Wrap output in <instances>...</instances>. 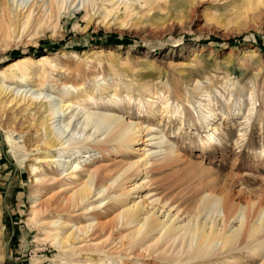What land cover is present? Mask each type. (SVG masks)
Returning a JSON list of instances; mask_svg holds the SVG:
<instances>
[{
    "label": "rangeland",
    "instance_id": "obj_1",
    "mask_svg": "<svg viewBox=\"0 0 264 264\" xmlns=\"http://www.w3.org/2000/svg\"><path fill=\"white\" fill-rule=\"evenodd\" d=\"M81 1L75 0L68 11L61 10L51 19L41 18L46 22L42 26L32 20L25 29L0 40V68L20 56L51 54L57 66L53 76L59 82L53 87L47 84L43 93L49 94L53 102L66 90L60 82L78 89L95 88L91 96L97 98V107L122 114L147 128L138 134L140 139L132 144L133 148L122 154L112 148L113 144L98 143L108 151L101 153L95 147L97 143L90 145L95 155L93 164L100 168V176H105L102 182L106 186L128 162L137 160L136 148H152L156 153L149 157L148 164L135 165L119 176L97 200L94 196L72 207L67 199L76 185L62 190L69 181L66 171L55 164H38L35 171L31 170L34 157L61 153L58 147L45 151L40 141L44 130L37 127L38 114L35 119L30 114L35 107H30L29 114L24 113L21 107L5 103L6 97L1 94L0 129L9 130L22 145L23 166L17 167L9 159L4 146L8 160L0 152V264H53L60 259L86 261L83 264H186L166 258L167 254L158 256L162 243L149 251L127 248V240L123 238V244L118 238L130 232L131 225L108 230L99 225L118 221L121 208L115 206L114 196L123 191L122 184L128 201L143 204L144 211H155L160 220L169 211V220L178 217L176 224L186 221L195 212L200 197L211 190L228 195L234 204L254 202L264 206V0H133L134 4L124 0L126 3L114 5L116 9L112 4L107 6L115 10L107 24L98 22L100 4L89 7L88 15H93L89 24L84 11L73 12ZM96 49L109 50L110 54L100 60H85L81 55ZM71 51L76 55L67 54ZM103 81L113 93L104 100V94L95 87ZM16 84L19 82L10 87ZM27 84L36 88L33 83ZM240 85L255 90L254 105L248 100L249 91L241 92ZM146 87L162 90L156 103L145 100ZM240 101L243 109L236 114ZM162 104L165 115L153 116L152 109ZM84 105L89 107L91 103L85 101ZM203 107L218 115V139L211 137L213 130L206 129L200 114ZM81 111L80 122L84 117ZM61 125L55 121L49 128L65 140L71 133L61 134ZM79 127H75V134L86 132L81 134ZM88 132L92 134L94 128ZM100 134L93 133L91 139H101L104 135ZM152 135L163 136L164 145L173 147L170 156L165 157L163 147L147 145ZM37 176L43 179L37 181ZM98 200L102 204L97 209L82 213L86 204L93 206ZM32 201L35 206L30 220ZM53 219L76 224L92 219L96 223L87 232L75 231L74 237L78 238L71 240V246L76 254L60 258L55 239L47 232ZM237 224L229 221L227 227ZM213 251V257L219 255ZM226 261L264 264L262 256L255 257L241 247L236 257Z\"/></svg>",
    "mask_w": 264,
    "mask_h": 264
},
{
    "label": "bare ground",
    "instance_id": "obj_2",
    "mask_svg": "<svg viewBox=\"0 0 264 264\" xmlns=\"http://www.w3.org/2000/svg\"><path fill=\"white\" fill-rule=\"evenodd\" d=\"M67 1L69 0H27L26 2L24 0H0V40L10 36L15 30H19L20 28L22 30L25 29L32 20H35V25L39 27L46 23L41 20V18L44 17L45 20L51 19L59 15L61 10L68 11L72 5L71 3H74L75 0ZM120 1L122 4L124 0H82L81 4H76L72 10L75 13L84 11L85 14L83 17L86 18L88 16L87 24H89L93 16L88 15L89 7L94 8L97 4H100L101 8L98 7L100 9L98 13L101 17V21L98 22L102 24L106 22L112 11L116 9L114 5ZM129 1L133 3V0ZM139 1L145 3L149 0ZM110 4H112V8H115L111 10L110 7L108 9L107 6ZM142 6L144 5L142 4ZM98 8H96V10H99ZM132 9L125 10L131 11ZM117 18L112 22L116 23ZM107 22H109V20ZM107 22L105 24H107ZM109 52V50L96 49L87 51L86 53L83 52L81 55H85V60L89 58L91 60H100L105 54L109 56ZM62 54L64 55L65 53ZM67 54L74 56L76 52L71 51ZM52 57L53 56L48 53L41 54L35 58L24 55L17 57L14 61L0 68V95L2 94L3 97H6L5 103L8 102V104L17 108L21 107L19 110L24 113L29 114L32 110L30 107H35L33 113L30 114H32L31 116H33V118L35 114H38L37 127L38 130H44L43 138L40 141L45 151H50L58 147L57 149H59L61 153L57 156L42 155L34 157L31 170L35 171L38 164L46 166L55 164L59 169L66 171L65 174L68 175L69 181L65 183L62 190L67 189L71 184L76 185L67 199V201L71 202V206L75 207L86 203L94 196L95 200H97L96 198L103 195L107 188L109 189V185L113 184L119 176L127 173L133 166H144L148 164L149 157L156 153V151L152 148H136L135 151L139 153L137 160L128 162L127 165L124 164L126 167L119 176L114 178L111 183L106 186V183L102 182L105 176H100V168L93 164L95 158L93 156L95 155L91 153L93 146L90 145L94 142L97 143L95 147L97 150L99 149L98 151L101 153L107 151V148L103 149L104 147L101 146V144H113L112 148L117 150L116 152L122 154L127 149L133 148L132 144L140 139L138 134L147 128L143 127L139 122L128 120L126 117H123L122 114L102 110L101 107H97V98L95 97V99L91 96L95 88H92V90L86 88L78 89L76 85L67 86V83L60 82L61 86L66 88V90L58 97L56 103L53 102V98L49 94L43 93V88L47 84L53 87L59 82L58 79L53 76V72L57 70V66L52 62ZM113 60L115 59H112V61ZM108 67L110 68L109 64ZM104 81L95 84V87L101 90L100 94H104L102 97L103 100L110 98L113 94L109 92V87L105 85ZM14 82L26 84H24V86L16 84L18 87H10V84ZM27 83H33V86H36V88L29 86ZM239 88L241 92L249 91L248 100L250 102L252 101L251 104L254 105L255 100L253 94L255 90L248 88L246 85H240ZM146 92L147 96L145 100L156 103V99H158L162 90L156 87H146ZM80 98H82L81 103ZM85 101H89L91 105L87 107L84 105ZM244 101L245 99L243 102ZM240 102L241 103L235 107V109H237L236 114L242 112L243 103L242 101ZM79 110H82V116H84L81 122L79 120L80 117L78 118ZM158 113L162 114V116L165 115L166 107L163 106V104L160 105V107L152 109L153 116ZM200 114L204 119L206 129L208 131L213 130L211 132V137L218 139L216 136V132L218 131L215 120L217 119L216 116H218L216 112L213 109L203 107ZM47 121L51 122L47 123ZM55 121L62 123L61 126H63V128L60 131L61 134L64 132L71 133L67 139L63 140L62 136H60L56 130L54 131L53 128H49V125ZM248 121L249 119L247 118L246 122ZM79 124L81 126V128L79 127L81 134L86 130L82 135L75 134V127ZM90 128H94L93 133L101 131L100 135L104 136L101 139H91L93 133L91 134L88 132ZM0 132L9 159L14 161L17 167H22L23 159L20 156L22 145H19L14 140L9 130L1 128ZM163 138V136L154 137V135H152L148 138L147 145L155 144L157 148L163 147L162 150L165 152V157H168L172 154L173 147L164 145L166 142ZM155 140L157 141L150 143ZM98 143L101 144L98 145ZM44 174L43 177L46 176ZM42 179L43 178L38 176L36 177L37 181H41ZM122 189L123 191L120 194L114 196L115 206L118 209L121 208L117 216L118 221L116 224L111 222L106 226L99 225V228L108 230L110 227H117V225H131L133 229L126 235L118 238L121 242L124 241L123 238L127 240V248L142 247L144 251H149L159 243H162L159 248V253L161 255L158 254V256L164 257L167 254L168 256H166V258L173 257L175 260L186 261V264H219L221 261L225 264H230L226 260L236 257L237 248L241 247L251 252L255 257L262 256L264 263L263 205L255 204L254 202L246 203V205L234 204L231 199L228 198V195H224L223 192H216L215 190L214 192L211 190L205 192L200 197L197 203V211L195 210L196 213L192 212L193 214L190 215L186 221L176 224L174 222L178 219L177 216H174L175 219L169 220L168 211L165 215L166 217L160 220L155 211L151 213L149 211H144L143 204H136L128 201L126 195L127 190L124 184H122ZM34 203L35 201H32L30 205V208H33L30 210V220L34 215ZM91 204H86V208L82 213L88 214L89 210L97 209L102 204V201L98 200L93 206ZM202 214L203 216H201ZM229 221H236L238 224L227 227ZM95 223L96 222L92 219L80 224L70 223L60 219L50 220L49 226L51 229L47 232H50V235L55 239V245L59 251L58 257L66 258L67 256L76 254L74 247L71 246V240L78 238L74 237L76 234L75 231H81L83 229L87 232ZM176 242V246H173L174 248L170 250L172 245H175ZM123 244L126 243L123 242ZM213 249L218 251V256L213 257ZM84 262L79 260L60 259V261L53 264H83Z\"/></svg>",
    "mask_w": 264,
    "mask_h": 264
},
{
    "label": "water",
    "instance_id": "obj_3",
    "mask_svg": "<svg viewBox=\"0 0 264 264\" xmlns=\"http://www.w3.org/2000/svg\"><path fill=\"white\" fill-rule=\"evenodd\" d=\"M0 152H1L2 156H3L6 160H8V158H7L6 155H5V151H4V142H3V137H2L1 132H0ZM13 165H14V163H13ZM5 209H6V208H5Z\"/></svg>",
    "mask_w": 264,
    "mask_h": 264
},
{
    "label": "trees",
    "instance_id": "obj_4",
    "mask_svg": "<svg viewBox=\"0 0 264 264\" xmlns=\"http://www.w3.org/2000/svg\"><path fill=\"white\" fill-rule=\"evenodd\" d=\"M39 55V54H38Z\"/></svg>",
    "mask_w": 264,
    "mask_h": 264
}]
</instances>
